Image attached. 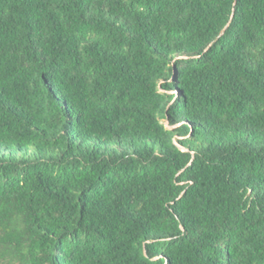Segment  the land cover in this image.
<instances>
[{
    "label": "trees",
    "instance_id": "obj_1",
    "mask_svg": "<svg viewBox=\"0 0 264 264\" xmlns=\"http://www.w3.org/2000/svg\"><path fill=\"white\" fill-rule=\"evenodd\" d=\"M0 264H264V0H0Z\"/></svg>",
    "mask_w": 264,
    "mask_h": 264
}]
</instances>
